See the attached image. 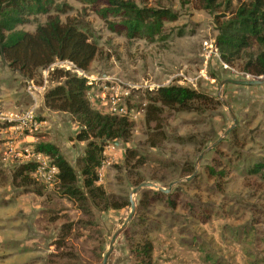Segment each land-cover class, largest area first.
Listing matches in <instances>:
<instances>
[{"label":"rangeland","instance_id":"374dc122","mask_svg":"<svg viewBox=\"0 0 264 264\" xmlns=\"http://www.w3.org/2000/svg\"><path fill=\"white\" fill-rule=\"evenodd\" d=\"M134 1L169 7L176 17L164 21L152 38L126 37L108 29L85 0H51L46 13H26L15 25L32 31L47 14L76 21L97 48L82 72L91 84L89 105L125 116L131 127L124 140L105 141L87 175L92 181L83 185L77 157L85 140L75 137L82 125L72 114L46 106L43 93L33 108L40 126L18 133L9 127L15 113L32 105L24 87L27 78L37 83L42 77L50 86L62 76L43 67L27 76L0 57V264H101L112 232L129 210L130 188L142 180L166 186L176 178L181 180L167 191L174 204L158 195L134 208L105 264H134L129 246L141 230L152 241L156 264H264V82L219 84L225 77H259L240 66L260 46L251 40L231 65L208 52L216 33L214 16L225 18L236 0H229L227 9L225 0H216L214 9L202 7L201 0ZM170 83L193 88L199 98L187 108L163 105L154 90ZM217 93L236 117L225 134L232 119ZM38 141L55 144L73 166L79 193H66L57 178L44 181L31 170L24 177L13 174L31 160L19 156L18 149L33 148ZM257 164L260 169L250 171ZM146 187L132 194L134 205L137 192Z\"/></svg>","mask_w":264,"mask_h":264},{"label":"trees","instance_id":"16d2710c","mask_svg":"<svg viewBox=\"0 0 264 264\" xmlns=\"http://www.w3.org/2000/svg\"><path fill=\"white\" fill-rule=\"evenodd\" d=\"M85 1L104 19L108 29L123 32L126 37L152 38L161 33L164 21L176 17L169 7L138 4L134 0ZM201 1L202 7L207 9H214L219 4L216 0ZM49 3L51 0H0V57L27 76H31L36 67L46 66L55 58L70 60L76 68L86 70L97 48L76 21L68 17L61 20L57 14H47L45 20L36 24L32 31L15 27L23 22L26 13H46ZM228 5L229 0H225L226 9ZM110 16L115 19H108ZM214 24L216 33L213 45L221 61L231 65L242 57V51L253 40L260 48L245 56L240 69L255 76L264 73V0H236L225 18L219 20L214 16ZM51 74L62 76V81L46 88L44 104L69 112L82 125L75 133L76 138L85 140L83 153L77 157V162L84 176L83 185H89L92 178L87 175H92V168L98 163L96 154L106 140H124L130 132V121L123 115L108 114L92 108L86 98V91L91 84L85 76L57 67L53 68ZM154 91L155 98L163 105L178 108H187L200 94L189 86L174 83L159 85ZM33 149L48 154L57 165V179L66 193H79L78 186L74 184V168L58 153L55 144L38 141L33 144ZM33 164L34 161L22 162L13 174L25 176ZM259 166L254 165L250 171H258ZM137 193L134 208L144 206L149 196L154 198L158 195H164L168 205L174 204L171 192L161 193L158 189L146 187ZM146 231L141 230L130 243L129 248L135 255L134 264H156L151 256L152 241Z\"/></svg>","mask_w":264,"mask_h":264},{"label":"built area","instance_id":"2783aa9c","mask_svg":"<svg viewBox=\"0 0 264 264\" xmlns=\"http://www.w3.org/2000/svg\"><path fill=\"white\" fill-rule=\"evenodd\" d=\"M212 51L214 54L218 57V52L216 47L213 45L208 50V52ZM206 59L209 57V53L205 55ZM205 59V60H206ZM220 60V58H219ZM223 61H221L222 63ZM59 65L61 67H66L67 69L72 70V72H75L78 75H83V70L76 68L74 64L67 59H57L55 58L53 61L48 63L46 66H43L42 71H48V69H53L54 66ZM261 76V74H259ZM84 76V75H83ZM46 79L42 78L39 80V82L35 83L33 77H29L25 81V92L29 95V97L32 99V105L27 107L25 110L21 111V113H15V117H11V119L14 120V124L11 123L9 127H11L12 131L15 133L21 132L24 129L32 130L36 129L38 126H40L41 121L36 118L35 112L33 111L34 105L37 103V100L41 98L44 91L48 87L46 85ZM111 103H113V98H111ZM115 112L122 113L123 108L115 109V106H111ZM121 111V112H119ZM19 156H30L31 160L26 161H34L33 167L31 169L32 175L35 178L49 181L53 178H57L58 173V167L56 164H54L51 160L49 155L46 153L40 151V150H34L32 147L29 148L28 145L21 146V149L19 148L16 152ZM48 156V158H46Z\"/></svg>","mask_w":264,"mask_h":264},{"label":"water","instance_id":"95a60500","mask_svg":"<svg viewBox=\"0 0 264 264\" xmlns=\"http://www.w3.org/2000/svg\"><path fill=\"white\" fill-rule=\"evenodd\" d=\"M223 82H231V83H240V84H260V83H263L264 82V77H252V78H232V77H225V78H222L219 82L220 83H223ZM217 97L221 98L219 96V94L217 93ZM221 102L226 106L230 116H231V119H232V122L225 128V130L223 131V134H225L226 132H228V130L232 127V125L236 122V117L234 115V113L232 112L229 104L224 100V99H220ZM221 136H218L214 141H212L209 146H212L214 145L219 139H220ZM114 143H117L116 140H114ZM209 146H207L206 148H204L197 156L196 159H198L202 152L207 149ZM191 176V174L189 175H186L184 177V179H187ZM181 179L179 178H176V179H172L170 181H168V183L166 184V186H161V185H157L155 182L151 181V180H142L140 182H138L137 184H135L134 186H132L128 192V202H129V210L127 212V214L125 215L124 219L122 220V222L120 223V225L112 232L110 238H109V242H108V247L107 249L105 250V252L103 253L102 255V259H101V264H105V261H106V257L108 255V252L109 250L111 249V246H112V241L115 237V235L125 226V224L128 222L129 218L131 217L132 213H133V210H134V200L132 198V194L134 192H136L140 187H143V186H147V187H154L162 192H167L170 190L171 186L175 183H178Z\"/></svg>","mask_w":264,"mask_h":264}]
</instances>
